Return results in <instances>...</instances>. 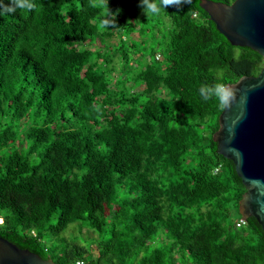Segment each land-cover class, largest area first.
<instances>
[{"label":"trees","instance_id":"obj_1","mask_svg":"<svg viewBox=\"0 0 264 264\" xmlns=\"http://www.w3.org/2000/svg\"><path fill=\"white\" fill-rule=\"evenodd\" d=\"M34 2L0 17V236L57 264H264V232L252 216L237 225L245 187L212 138L223 108L199 94L225 96L262 57L199 0L160 16L108 0L116 28L99 0ZM29 56L59 78V102Z\"/></svg>","mask_w":264,"mask_h":264},{"label":"water","instance_id":"obj_2","mask_svg":"<svg viewBox=\"0 0 264 264\" xmlns=\"http://www.w3.org/2000/svg\"><path fill=\"white\" fill-rule=\"evenodd\" d=\"M199 6L231 45L248 47L263 60L256 75L225 85V96L231 93L234 99L219 114L212 138L245 187L238 205L241 218L254 217L264 232V0H199ZM0 264L57 263L0 236Z\"/></svg>","mask_w":264,"mask_h":264},{"label":"clouds","instance_id":"obj_3","mask_svg":"<svg viewBox=\"0 0 264 264\" xmlns=\"http://www.w3.org/2000/svg\"><path fill=\"white\" fill-rule=\"evenodd\" d=\"M217 2H219V1H217ZM188 3H190V0H139L138 6L142 9L143 13L146 16H149V15L160 16L162 14V12L166 11L165 9L167 7H175L179 11L183 5H186ZM98 6L103 8V9H106V16L101 18V21H100L102 27L103 28H110L109 26L111 25L112 28H116L117 27L116 26L117 16L119 15L120 11H118V10L111 11L109 9V6H108V0H99ZM35 9H36V4H35L34 0H7V2H5V0H0V17H2L4 15H13L19 10H28L31 12V11H34ZM191 15L196 16V13L194 10H191ZM208 17H209V15H208ZM31 59L33 60L32 62H30ZM28 60L30 63L29 66H31V67L33 64L34 65L35 64H42L43 65L42 59H37L34 56H29ZM39 60H40V62H39ZM43 67L45 68L46 71L52 73V71H49L44 65H43ZM36 72L38 73V77L40 78V80H43L40 77V74L37 71V68H36ZM56 78H58V77L56 76ZM58 80H59V78H58ZM59 82H60V80H59ZM49 87L51 88L50 90L52 91V94L47 100L48 104L50 102H52V100L50 98L53 95V88L50 85H49ZM221 87H222V85H220V84L205 85L199 89V94L204 101H208L213 96H217L219 99L220 106L223 108L228 104L230 99H234V95L229 93L227 96H220L219 90L221 89ZM224 88H225V86L223 87V90H224ZM61 89H62V85L60 83L59 90L57 91V94H56L57 97L61 96ZM53 106H54V104H52L49 107L50 110H52ZM77 111H75V113ZM78 112H80V111H78ZM67 114H69L70 120L73 119L74 115H72L70 113V111H68ZM81 115H82V111H81ZM70 126H71V124H70ZM240 219H242V218L240 217ZM1 222H2V218H0V223ZM79 262H81V261H79ZM81 264H85V263L81 262Z\"/></svg>","mask_w":264,"mask_h":264},{"label":"rangeland","instance_id":"obj_4","mask_svg":"<svg viewBox=\"0 0 264 264\" xmlns=\"http://www.w3.org/2000/svg\"><path fill=\"white\" fill-rule=\"evenodd\" d=\"M112 42H114V41H112ZM110 43L111 42H109V44ZM119 47L120 46L117 45V44H113L112 45V48L114 49V51H117L119 49ZM32 61L33 60L31 59L30 62H32ZM34 66L37 68V71L39 72L40 77L43 80H45L53 88V95H52V97L50 99L51 100L52 99L55 100L54 103L59 102L60 98L57 97V95H56L57 91L59 90V86H60V82H59L58 78H56V76H54L52 73L46 71L42 64H35ZM60 108L63 111V113H67L68 111H70V113L72 115H74L75 111L78 110V108L76 106H73L72 104H69V102L61 104ZM53 110H55V105L52 107V111ZM77 117L78 118L81 117V112H78ZM59 118H60V114H58L57 119L59 120ZM63 236L65 237L66 240H68L71 236H73V233H70V232L66 231L63 234ZM46 239L48 240V242L53 240L50 235H47Z\"/></svg>","mask_w":264,"mask_h":264},{"label":"built area","instance_id":"obj_5","mask_svg":"<svg viewBox=\"0 0 264 264\" xmlns=\"http://www.w3.org/2000/svg\"><path fill=\"white\" fill-rule=\"evenodd\" d=\"M217 169H215L214 172H216ZM245 220L244 219H240L239 222L237 223V225L239 226L240 224H244ZM77 264H81V262H77Z\"/></svg>","mask_w":264,"mask_h":264}]
</instances>
